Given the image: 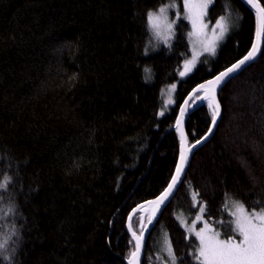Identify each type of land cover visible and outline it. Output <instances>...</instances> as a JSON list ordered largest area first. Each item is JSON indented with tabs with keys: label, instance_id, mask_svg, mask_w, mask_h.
I'll return each instance as SVG.
<instances>
[{
	"label": "trees",
	"instance_id": "obj_1",
	"mask_svg": "<svg viewBox=\"0 0 264 264\" xmlns=\"http://www.w3.org/2000/svg\"><path fill=\"white\" fill-rule=\"evenodd\" d=\"M176 1L0 0V264H9L3 256L11 264H128L134 243L126 219L175 170L179 105L246 54L254 37L247 5L211 0L206 19L224 16L228 34L214 57L178 79L190 55L186 20L178 19L169 45L144 52L147 13ZM175 81L174 103L159 115L161 87ZM219 101L220 120L188 156L146 237L142 264H163L166 241L176 264H197L198 241L176 215L199 213L198 202L227 236L229 202L264 209V50L223 86ZM211 122L208 101L196 105L184 122L188 143ZM148 212L133 217L135 231Z\"/></svg>",
	"mask_w": 264,
	"mask_h": 264
},
{
	"label": "snow or ice",
	"instance_id": "obj_2",
	"mask_svg": "<svg viewBox=\"0 0 264 264\" xmlns=\"http://www.w3.org/2000/svg\"><path fill=\"white\" fill-rule=\"evenodd\" d=\"M209 3H211V0H184L186 18L191 21L194 34L197 36L203 35L202 30L207 27L203 24V17L205 15L204 10L207 9ZM246 3L255 10L256 21L255 38L250 50L243 56V58L221 71L213 79L208 80L205 83L200 84L196 89H193V93L203 91V97L197 96L196 98L208 101V107L211 109L213 126H215L217 118L220 115V105L216 99L218 86L224 82L226 78H230L231 74L240 70L246 63L254 60L257 55L264 50V6L261 5L259 0H246ZM165 12L166 9L161 8L159 10V15L149 12L148 17L152 27L156 30V35L162 37L165 42H168L171 38L172 27L175 21L168 22ZM223 19L224 18L221 17V20L217 21L218 31L214 30L210 39L206 35H203V39L201 40L203 51L210 55H215L218 42L223 40L228 31V27L221 23ZM198 57L199 53H195L191 60L185 61L184 70L180 72L181 77H184L193 71ZM175 87V85H172L173 89ZM191 95L192 94H190V97ZM169 103H171V101H169ZM188 103L189 101L186 100L185 105ZM186 110L185 106H181L180 115L177 118L178 129H181ZM162 114L163 113H161V115ZM212 131L213 128L210 127L208 132L211 133ZM199 143H201V141L197 140L196 144ZM194 147L195 145H192L191 147L187 145L186 138L181 129V151L179 161L176 165L175 174L171 177V181L168 183L164 191L155 200L147 202L151 205V211L147 217V223H144L143 216L140 217L141 231L139 234L133 229V216H129V231L132 233L135 246L134 250L130 253L128 264H140L144 230L153 222V219L156 216V213L161 209V206L169 200L170 195L176 188L177 183L180 181L181 175L184 172L191 148ZM7 179L8 178L5 177V180ZM4 187L5 184L0 182V189ZM198 197L199 193L194 192L192 196L193 200L198 201ZM195 206L199 207V214L192 222V226L188 231L194 233L199 241V246L193 253L197 264H264V209L258 212H249L245 209L244 204L236 203L235 211L231 212L233 220L230 222L233 225L232 232L234 235L229 236L227 239H222L221 233L206 220L203 221V227L198 230L196 229V223L203 220V214L207 209L206 205L202 202L194 204V207ZM138 207L143 208V205ZM135 212L136 209L133 210V213ZM181 223H183V221H181ZM166 243L168 256L171 258L172 264H176V257L173 254L172 246L167 241ZM3 247V245H0V248ZM3 259L9 261V264H11L9 256H3Z\"/></svg>",
	"mask_w": 264,
	"mask_h": 264
},
{
	"label": "rangeland",
	"instance_id": "obj_3",
	"mask_svg": "<svg viewBox=\"0 0 264 264\" xmlns=\"http://www.w3.org/2000/svg\"><path fill=\"white\" fill-rule=\"evenodd\" d=\"M209 5H210V3L208 4V7H209ZM208 7H207V9L204 10L205 11V15L203 17V24H205L207 27L203 28L202 32H203V35H206L210 39L212 37V35H213V31L214 30L218 31V29H217V21H220L221 17L219 19H217L216 21H214L213 23L209 24V22L206 19ZM161 8H165L166 9L165 16L167 17V21L168 22L175 21V23L173 24V27H172V35H171V38L168 40V42H165L162 37H158L156 35V30L152 27V25H151V23L149 21V17H148V13L149 12H153V13L159 15V10ZM149 12L147 13V16H146L147 27H148V30H149V38L147 39L146 46L144 48V52L145 53H150L152 51L157 50L162 45L167 46V45H169L171 43V41H172V39L174 37V33H175V25L177 24V21H178L179 18H182V19L186 20L189 23L190 30L188 32V42H189L190 55L184 60L182 67L179 69V71H178V79L184 78V77H186L188 75L187 74L186 76L181 77L180 76V72L184 70L185 61L191 60L195 53H199V57L197 59L196 65L199 63V61L201 60L202 57L212 58V57L215 56V55H210L209 53L203 51V46L201 44V40L203 39V35L197 36L196 34H194V29H193L192 23H191V21L189 19L186 18L184 0H181L180 3L177 2V1L176 2L167 3V4L163 5V6L157 8L155 10H151ZM223 18L224 19L221 21V23L225 24L228 27V31H229V23H228V21L225 20L224 16H223ZM228 31L225 34L223 40L218 42L217 48L225 40V38H226V36L228 34ZM217 48H216V51H217ZM196 65H195V67H196ZM176 84H177V81H175L173 83L166 84V85L161 87L160 95H161L162 103H161V107H160L159 112H158L159 115H161V113L164 114L165 112H167L168 109L170 108V106L173 105V103H174V91H175L176 87L173 89L172 85L176 86ZM169 101H171V103H169ZM236 203H241V202H239L237 200H232L231 202L228 203L227 209H228V212L230 213V215H231V212L235 211V204ZM145 210H143L142 213ZM246 210L249 211V212H258V211H260V210H248V209H246ZM148 211H149L148 213L150 214L151 205L148 206ZM198 214L199 213L197 212L194 215H191L190 217H188L187 215L179 212L176 215V217L179 220L180 224L183 226L184 230L186 231V234L187 235H192L195 238H196V236L194 235V233L188 231V229L192 226V222L195 220V218H196V216ZM143 217H145V215ZM147 217H148V215H147ZM231 217H232V215H231ZM205 220L206 219L203 216V220L199 221L198 225L196 223L195 227H196L197 230L199 228L203 227V221H205ZM232 220H233V217H232L231 221ZM126 221H127V219H126ZM181 221H183V223H181ZM137 223L139 224L140 222H137ZM219 225L222 226V223H219ZM214 228L219 231V229H217L216 227H214ZM220 233H221V238L222 239H227L229 237V236H227L225 234L223 235L222 232H220ZM233 235H234V233H233ZM230 236H232V235H230ZM198 246H199V241H198ZM165 249H166V247H165ZM165 252L168 253L167 251H165ZM163 264H172L171 258L168 256V254H167V258L164 260Z\"/></svg>",
	"mask_w": 264,
	"mask_h": 264
},
{
	"label": "water",
	"instance_id": "obj_4",
	"mask_svg": "<svg viewBox=\"0 0 264 264\" xmlns=\"http://www.w3.org/2000/svg\"><path fill=\"white\" fill-rule=\"evenodd\" d=\"M240 1H241L243 4L247 5V6L252 10L253 15H254V19H255V10L252 9V8L246 3V0H240ZM255 26H256V21H255ZM254 38H255V31H254V37H253V40H254ZM252 43H253V41H252ZM251 46H252V44H251ZM250 48H251V47H250ZM249 50H250V49H249ZM249 50H248V51H249ZM246 54H247V53H246ZM246 54H244V55H246ZM244 55H243V56H244ZM259 55H260V53L257 55V57H256L254 60L249 61L248 63H246L244 66H242V68H241L240 70H238L236 73L231 74V77H230V78H226V80H225L224 82H222V83L218 86V88H217L216 99H217V102H218L219 105H220V115H219V117L217 118V122H216L215 126H213V125H212V122H211L210 127L213 128V131H212L211 133H209V132L207 131V133H206L203 137H201L200 139H198V140L201 141V143L196 144V141L193 142V143H188V141H187V139H186L187 145H188L189 147H191L192 145H195L194 148H191V151H190L189 155H190L192 152H194L195 150H197L200 146H202V145H203V144L209 139V137H210V136L212 135V133L214 132L217 123H218L219 120H220L221 113H222L221 104H220V101H219V92H220V90L223 88V86H224V85H225L230 79H232V78H234L235 76H237L240 72H242V71H243L247 66H249L252 62L256 61V60L259 58ZM243 56H241L239 59H237V60L234 61L233 63H235V62H237L238 60H240L241 58H243ZM233 63H231L230 65L226 66L225 68H223V69L220 70L219 72L215 73V74L212 75L211 77L207 78L206 80H204V81L198 83L197 85H195V87H193V89H196L200 84H203V83H205L206 81L213 79L216 75H218L221 71L225 70L227 67H230ZM193 89H192V90L186 95V97L184 98V100L182 101V103L179 105L178 115H177V118H178L179 115H180V108H181V106H185L187 110H186V112H185V115H184V117H183V121H182V125H181V129H182V131H183V134H184V137H185V138H186V134H185V131H184V122H185V119L187 118L188 114H189V113H190V112L196 107V105L200 104L201 102L207 101V100H204V99H197V98H196L197 96L203 97L204 93H203V91H200L199 93H193ZM190 94H192L191 97H190ZM186 100L189 101V103H188L187 105H185V101H186ZM177 118H176V122H175L176 127H177ZM181 129H178V127H177L178 134H179V139H180V142H179V153H178L177 163H178V161H179L180 151H181ZM202 138H204V139H202ZM189 155H188V156H189ZM177 163H176V165H177ZM185 168H186V165H185ZM175 170H176V166H175ZM175 170H174L172 176L175 174ZM184 173H185V169H184V172H183L182 175H181V179H180V181L177 183V186H176V188L173 190V192H172V194L170 195L169 199H170V198L174 195V193L176 192V190H177V188H178V186H179V184H180V182H181V180H182V178H183V176H184ZM170 181H171V179H170ZM170 181H169V182H170ZM169 182H168V183H169ZM167 185H168V184H167ZM166 187H167V186H166ZM163 191H164V190H163ZM163 191H162V192H163ZM162 192H161V193H162ZM161 193H160V194H161ZM160 194H159V195H160ZM159 195H158V196H159ZM158 196H157V197H158ZM157 197H156V198H157ZM156 198H154V199H152V200H149V201H153V200H155ZM147 202H148V201H147ZM147 202H144V203H141V204L137 205V207L134 208V209H136V212H137V211L140 212V210H141V208L138 207V206L143 205V207H144V206H146V205H149ZM166 202H167V201H166ZM166 202H165V204H166ZM165 204H164V205H165ZM164 205L161 206V209L156 213V216L154 217L153 222H152L151 224L148 225L147 229L144 230V239H143V242H142V248H141V254H140V264L142 263V258H143V255H144V249H145V241H146V237H147V235L151 232V229H152V227L154 226V224H155V222H156V219H158V216L160 215L161 210H162V208L164 207ZM134 209H133V210H134ZM139 212H138V213H139ZM133 214H134V213H133V211H132V212L130 213V215H133ZM130 215H129V216H130ZM129 216H128L127 221H126V230H127V233L129 234V236H130V238H131V240H132V242L134 243V246H135V241L133 240L132 233L129 231ZM146 223H147V221H146ZM137 234H139V232H137Z\"/></svg>",
	"mask_w": 264,
	"mask_h": 264
},
{
	"label": "bare ground",
	"instance_id": "obj_5",
	"mask_svg": "<svg viewBox=\"0 0 264 264\" xmlns=\"http://www.w3.org/2000/svg\"><path fill=\"white\" fill-rule=\"evenodd\" d=\"M176 191H177V190H176ZM175 193H176V192H175ZM175 193H174V194H175ZM173 196H174V195H173ZM173 196H172V197L166 202V204H167V203L173 198ZM155 198H156V197H155ZM153 199H154V198H153ZM151 200H152V199H151ZM145 202H147V201H145ZM143 203H144V202H143ZM166 204H165V205H166ZM165 205H164V206H165ZM148 206H149V205H146V206H144L143 208H141L140 212H142V211L145 210V209H148ZM136 207H137V206H136ZM136 207H135V208H136ZM163 208H164V207H163ZM163 208H162V210H163ZM162 210H161V212H162ZM132 211H133V210H132ZM132 211H131V212H132ZM131 212H130V213H131ZM138 212H139V211L135 212L132 216L134 217L136 214H138ZM140 212H139V213H140ZM129 215H130V214H129ZM160 215H161V213H160ZM160 215L158 216V219H159ZM158 219H156V222H157ZM156 222H155V224H156ZM155 224H154V226H155ZM154 226L152 227V229L154 228ZM152 229H151V230H152ZM142 259H143V258H142ZM141 264H142V263H141Z\"/></svg>",
	"mask_w": 264,
	"mask_h": 264
}]
</instances>
